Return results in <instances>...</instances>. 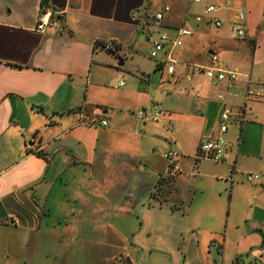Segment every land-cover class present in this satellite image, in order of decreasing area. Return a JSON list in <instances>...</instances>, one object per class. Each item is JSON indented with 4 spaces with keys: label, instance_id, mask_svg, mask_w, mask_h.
I'll use <instances>...</instances> for the list:
<instances>
[{
    "label": "crops",
    "instance_id": "obj_1",
    "mask_svg": "<svg viewBox=\"0 0 264 264\" xmlns=\"http://www.w3.org/2000/svg\"><path fill=\"white\" fill-rule=\"evenodd\" d=\"M224 1L189 0L193 7L179 2V11L157 23L153 0H0V258L70 239L101 242L111 260L127 264L140 249L171 255L177 249L184 255L181 264H264V74L254 76L256 67L264 69V0H246L244 7L231 0L218 10L232 11L231 18L247 10L242 39L233 28L227 37L210 36L215 27L205 8ZM44 12L53 24L38 30ZM165 28L170 39L181 28L191 34L178 52L166 44L160 53L167 60L147 70L130 72L127 58L115 64L114 55L98 46L117 41L116 54L127 57L126 47L141 35L155 41ZM245 44L254 58L251 74L240 56ZM210 50L217 52L218 65L240 67L236 82L195 71L196 65H210ZM169 59L175 60L172 77ZM156 69H166V82L157 80ZM108 70L118 89L106 81ZM219 95L232 110L226 152L213 161L223 165V174H202L205 158L189 152L177 159L172 174L163 153L184 147L179 127L196 151L205 137L217 134L225 105ZM104 119L107 124H100ZM233 124L239 137L230 136ZM252 130L259 132L258 141L242 139ZM248 173L259 177L250 182ZM204 178L221 188L199 209ZM191 213L198 216L185 234L177 216ZM172 225L183 250L169 236L162 243V230ZM31 264H37L35 253Z\"/></svg>",
    "mask_w": 264,
    "mask_h": 264
},
{
    "label": "rangeland",
    "instance_id": "obj_2",
    "mask_svg": "<svg viewBox=\"0 0 264 264\" xmlns=\"http://www.w3.org/2000/svg\"><path fill=\"white\" fill-rule=\"evenodd\" d=\"M179 2H183L184 5L190 3L189 0H153L152 8L155 10L156 9L161 10L165 5H168L170 7V11L165 12L164 15L173 14L176 11H179L180 8H182L181 6H179L181 5L179 4ZM245 3H246V0H241V5L243 7ZM212 4H217V3L212 2ZM191 5L193 7L192 3H190V6ZM241 10L242 9L237 10L236 13ZM227 11L229 12V14L227 13ZM230 13H232V11H229V10H223V11H218L214 13L215 15L220 16L225 23L222 26V30L221 29L216 30L215 28L210 27L208 31L210 32L211 37L213 36L221 37L222 35L223 37H227L228 32L231 30V28L234 27L233 18L229 16ZM189 25L190 27L194 28L192 24H189ZM161 32L169 33L170 30L168 28H165L159 32H156L154 34V38L158 39L160 37ZM239 39H242V38H239ZM232 41L236 43L235 39H232ZM152 42H153L152 40L148 39L147 36L143 34L138 38V41L136 45H134V47L133 46L126 47L125 53L127 57L124 56L125 54H123V52H121V54L119 55L116 54L112 56L113 57L112 62L119 65L120 59L127 58L126 68L131 70L130 72H137L136 71L137 66H142V68L145 66L150 67L151 65L156 63V60L158 61L160 59V60L166 61L167 57L163 53H160L157 59L150 58L149 52H150L151 46L153 45ZM249 43H250V46L253 47L254 44L251 41ZM182 47L184 46L176 48V52L180 51ZM176 52L175 51L173 52V57H176ZM240 56L243 57L242 59L244 60V63H245L244 66L249 68L248 73L251 74L252 73V70H251L252 61L254 60V58L252 57L253 56L252 51L249 50L247 44L244 45L243 53ZM178 67L179 65L177 66V68ZM263 68H264V65H263ZM143 70H147V68L145 67ZM259 70L260 68L256 67V70L254 73L255 77L258 74L260 75V73L264 74V69L262 71L260 70L261 72H259ZM109 71L110 70H108L107 72V74L108 73L109 74L107 76L106 81L108 82L109 85H111V87H113L114 89H118V79L115 78V76ZM130 72L126 71V76L127 75L128 77L129 75L132 76V73ZM155 73H156L157 80H160V81L161 79L163 81L166 80V75H167L166 69L165 70L156 69ZM255 77L253 78V80H256ZM185 83H186V79L183 78L179 85L183 87ZM187 134H188L187 130H185L184 127L178 128V139L181 142L185 143V145H183L184 147L178 148L177 150L174 149V151L178 153V158L183 157L185 152H189L191 156L196 155L197 153L196 147H195V141H193V143L190 144L189 140L188 141L185 140L187 137ZM194 134H195V137H197V132H194ZM239 135H240L239 127L236 126V124H233L231 126L230 136L239 137ZM241 137L242 139H248L249 142L256 141V140L258 141L260 139L259 138L260 134L259 132L256 133L254 130H252V131L246 132ZM203 162H204L203 164L204 166L201 171L203 172L202 174H214V173H217L218 175L223 174L222 173V171H224L223 165L216 164L207 158L203 159ZM191 169H194V168L188 167L187 169H185V171L191 172L192 171ZM201 184L202 186H204L206 193H204L203 198H200L199 200L202 203L200 206H197L199 207V209L205 206L204 202L208 200V198H210L211 195L217 198L220 192V188H221L218 182H216L215 180L208 179V178H204V180L201 181ZM215 206L218 207V204H216ZM216 213H218V210L216 211ZM219 214L221 215L222 220H225L227 218V211L224 209V206L221 207V211L219 212ZM197 216L198 215L195 213H191V215H188V216H182V215L177 216L179 217L178 221L180 222V223L178 222L179 224L176 223L178 225L177 227H181V230L185 234L188 231L191 232V228L193 226V223L191 222L195 221L194 217L197 218ZM176 233H177V230H176V226L174 225H172L169 229L165 228L164 230H162V233H161L162 240H163L162 243L167 245V242H168L167 239L169 236L173 244L175 246H177L178 244L181 250H183L184 245H182L181 239L175 238ZM153 242H155V239L153 240ZM143 244H146V243H143ZM12 253H16L17 255L16 256L14 255L15 257H12L11 260L9 259L5 260L3 259V257L0 258V264H31L32 256H34V253L36 255L37 264H127L125 260L123 261L119 259L111 260L110 251L106 247H104L103 243L98 242V241H91V242L82 241V240L71 241L70 239H67L66 242H63L61 244L52 243V242L39 243V245L36 248H33V249L31 247H26L25 249L20 248L19 252L12 251ZM48 254H50V258L47 257ZM53 254H55L56 256L59 255V257L55 258ZM14 258H16L17 260H15ZM132 259L134 261L133 264H181L182 260L184 259V255L183 253L179 252L177 249L175 250L174 253H172V255H171V252L159 253L156 251L150 252L148 250L142 251L140 249L138 252L133 253Z\"/></svg>",
    "mask_w": 264,
    "mask_h": 264
},
{
    "label": "built area",
    "instance_id": "obj_3",
    "mask_svg": "<svg viewBox=\"0 0 264 264\" xmlns=\"http://www.w3.org/2000/svg\"><path fill=\"white\" fill-rule=\"evenodd\" d=\"M199 2L200 0H194ZM231 5V0H225L222 4H209L205 8V13L209 16V22L215 28H220L223 26V19L220 16L215 15L214 13L217 12L221 8H227ZM170 7L165 5L161 10L154 12V20L159 23L165 12H168ZM233 23H234V35L236 38H245L246 37V30H247V10L242 9L241 11L237 12L233 16ZM53 20L51 17L50 12L42 13L37 20L36 28L38 30H45L47 26L52 25ZM191 31L189 29L181 28L178 31V36L174 39H170L169 36L162 32L160 33V37L153 41L152 49L149 52L150 58L157 59L160 52L164 51L166 44L170 45V49H174L180 47L183 44V37L189 36ZM120 48V44L117 41H111L106 44V50L108 51H116L118 52ZM218 55L216 53L209 55V63L210 65H196L195 71H202L205 73L207 77L213 79L215 81H222L227 80L230 83L236 82L241 75L240 68L238 66H232L230 68L222 67L218 65ZM174 59H169L166 63L167 73L170 77L174 76ZM191 79V75H187V80ZM120 85L125 83L124 79L119 81ZM218 98L225 104L224 108L220 115L219 120V127L216 135H209L205 137L199 144L198 150L196 153V157L198 159L207 158L212 161L218 162L221 161L224 157V154L227 149V141L225 137V133L229 127V124L232 122L231 114L232 110L230 106L227 105V102L224 100L222 95H219ZM141 111L140 113H142ZM159 117V113L156 112L152 115L154 120H157ZM236 122V120H235ZM100 124L106 125L107 120H100ZM163 157L169 162V169L170 172L173 174L178 172L177 167V159L178 153L175 151H166L163 153ZM259 175L257 173H248L246 178L248 181L252 182L258 179ZM260 260L264 262V248H262L260 253Z\"/></svg>",
    "mask_w": 264,
    "mask_h": 264
},
{
    "label": "water",
    "instance_id": "obj_4",
    "mask_svg": "<svg viewBox=\"0 0 264 264\" xmlns=\"http://www.w3.org/2000/svg\"><path fill=\"white\" fill-rule=\"evenodd\" d=\"M211 54L217 53L216 51L210 50L209 51ZM112 55H116V51L111 52ZM124 63L123 59H120L119 65H122Z\"/></svg>",
    "mask_w": 264,
    "mask_h": 264
},
{
    "label": "trees",
    "instance_id": "obj_5",
    "mask_svg": "<svg viewBox=\"0 0 264 264\" xmlns=\"http://www.w3.org/2000/svg\"><path fill=\"white\" fill-rule=\"evenodd\" d=\"M46 0H44V2H45ZM98 46H100V48H102V49H105L106 48V44H104V43H98ZM106 50V49H105ZM109 51V50H108ZM109 52H111V51H109Z\"/></svg>",
    "mask_w": 264,
    "mask_h": 264
}]
</instances>
